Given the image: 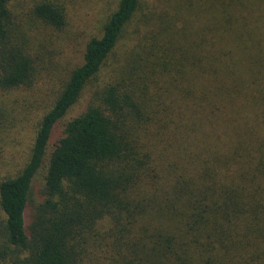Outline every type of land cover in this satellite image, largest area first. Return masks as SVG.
<instances>
[{
  "label": "trees",
  "instance_id": "1",
  "mask_svg": "<svg viewBox=\"0 0 264 264\" xmlns=\"http://www.w3.org/2000/svg\"><path fill=\"white\" fill-rule=\"evenodd\" d=\"M91 4L0 0V264H264V0Z\"/></svg>",
  "mask_w": 264,
  "mask_h": 264
},
{
  "label": "rangeland",
  "instance_id": "2",
  "mask_svg": "<svg viewBox=\"0 0 264 264\" xmlns=\"http://www.w3.org/2000/svg\"><path fill=\"white\" fill-rule=\"evenodd\" d=\"M78 5L80 6V8H78V12L80 13V16L77 12H74L73 17L71 18V25L68 27L67 32L70 34H74L73 35V39L75 38L74 43H76V40L78 39V37L81 34V37L79 38L78 43L82 40L83 37H86L88 35L91 34H99L100 29H101V17L100 15H97V12L101 10V8L99 7L98 10H96L97 6H92L91 3L94 2V0H77ZM87 4L88 7L85 9V7L83 5ZM101 12V11H100ZM85 17H87V20L84 19ZM83 19V20H81ZM83 21V22H82ZM73 39L70 40V43L73 41ZM78 43L74 46H79V49H69L68 52L69 54H71L74 51L77 50H81L82 48V42ZM71 45V44H70ZM71 52V53H70ZM51 93L48 91L47 92V98L50 97ZM46 101V100H45ZM85 99L83 98L81 100V102L75 106L74 108H72L70 110V112L67 114V116L65 118H63L59 124L57 125L56 131L54 132V135L52 137L51 140V145L50 148H52V145L54 144V142H56V140L58 139V137L60 136L63 128H64V124L71 119L72 117H74L75 115H77L82 107L84 106ZM39 181L41 179H38Z\"/></svg>",
  "mask_w": 264,
  "mask_h": 264
}]
</instances>
